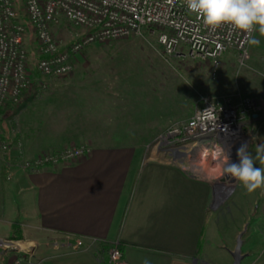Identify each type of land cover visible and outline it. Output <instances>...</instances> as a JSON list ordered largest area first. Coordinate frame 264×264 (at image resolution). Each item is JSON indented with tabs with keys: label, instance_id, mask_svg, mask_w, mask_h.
Returning <instances> with one entry per match:
<instances>
[{
	"label": "crops",
	"instance_id": "obj_1",
	"mask_svg": "<svg viewBox=\"0 0 264 264\" xmlns=\"http://www.w3.org/2000/svg\"><path fill=\"white\" fill-rule=\"evenodd\" d=\"M95 121L90 118L85 131L90 152L77 160L25 167V159L61 147L30 146L26 133L22 147H11L7 159L0 152V238L32 247V257L21 264H110L102 246L114 243L127 264H142L145 258L151 264H190L192 259L218 264L209 251L221 244L205 240L211 181L187 174L163 160L162 149L138 139L104 142L102 137L112 134ZM4 162L9 177H2ZM259 191V207L244 214L246 222L252 215L260 222L244 226L249 234L242 237L241 264H264V197L260 200ZM78 239L84 246L72 249ZM15 254L0 250V264H9Z\"/></svg>",
	"mask_w": 264,
	"mask_h": 264
},
{
	"label": "rangeland",
	"instance_id": "obj_2",
	"mask_svg": "<svg viewBox=\"0 0 264 264\" xmlns=\"http://www.w3.org/2000/svg\"><path fill=\"white\" fill-rule=\"evenodd\" d=\"M79 30L78 27L57 29L55 33L67 39ZM243 56L234 49L226 50L218 58L215 69L207 59L167 58L161 53L156 34L149 31L92 43L74 55L73 71L69 76L46 80L47 87L41 93L31 92L18 101L15 110L3 116L4 135L13 139L26 133L30 146L59 143V149L45 151L56 152L86 144L85 131L91 118L92 122L96 120V124L108 127L112 134L102 137L107 140L104 142L138 139L150 147L161 148L162 144L158 145L160 135L175 123L188 119L204 100L228 96L233 103H239L247 96L262 105L261 110L252 112L256 116L248 114L241 120V145L246 139L248 151L255 157L257 145L264 144V34L254 31ZM33 58L30 53V61L33 62ZM121 128L138 129L140 133L113 135ZM162 150L160 157L167 160L168 151ZM234 162L238 163L237 154ZM258 163L261 164L257 160L256 166ZM175 165L183 171L180 162ZM204 166V169H197L198 173L213 186L205 240L221 244L210 248L209 254L218 264L232 263L229 248H234L238 232L245 225L249 227L260 222L255 215L246 222L244 216L246 210L259 207L260 201L255 197L259 189L248 193L235 178L220 175L222 165L216 166L213 161L208 160ZM259 192L261 200L264 189ZM248 234L245 232L243 237Z\"/></svg>",
	"mask_w": 264,
	"mask_h": 264
},
{
	"label": "built area",
	"instance_id": "obj_3",
	"mask_svg": "<svg viewBox=\"0 0 264 264\" xmlns=\"http://www.w3.org/2000/svg\"><path fill=\"white\" fill-rule=\"evenodd\" d=\"M61 23L80 30L62 39L55 33ZM145 31L156 34L164 57L207 59L214 69L226 50L234 49L244 57L254 33L231 25L213 30L187 10L184 0H0V106L17 103L34 79L45 88L46 80L69 76L73 57L82 48ZM261 109L262 105L247 96L239 103L228 96L204 100L187 120L160 135L158 145H162L157 148L168 151L169 163L180 162L184 172L200 177L197 169H204L208 160L222 165V150L226 154L230 149V159L235 161L243 135L241 120ZM3 136L0 113V152L7 153L11 146ZM243 142L247 144L246 139ZM89 152L86 145L69 146L39 153L23 164L28 168L57 165ZM84 244L78 239L73 245L77 248ZM0 249L16 253L9 264H21L33 255L31 246L10 238H0ZM108 255L110 264H127L117 243L111 245Z\"/></svg>",
	"mask_w": 264,
	"mask_h": 264
},
{
	"label": "clouds",
	"instance_id": "obj_4",
	"mask_svg": "<svg viewBox=\"0 0 264 264\" xmlns=\"http://www.w3.org/2000/svg\"><path fill=\"white\" fill-rule=\"evenodd\" d=\"M184 4L213 30L231 25L239 31L264 34V0H184ZM229 153L230 149L226 154L223 150L220 153L223 157L221 174L235 178L248 193L264 189V167L256 166L257 160L264 165V144L257 145L255 157L248 151V145L242 144L236 153L238 163L231 161ZM142 264L151 262L145 258Z\"/></svg>",
	"mask_w": 264,
	"mask_h": 264
},
{
	"label": "trees",
	"instance_id": "obj_5",
	"mask_svg": "<svg viewBox=\"0 0 264 264\" xmlns=\"http://www.w3.org/2000/svg\"><path fill=\"white\" fill-rule=\"evenodd\" d=\"M65 26V24H63V23H61V26L60 27H57V29H63V30H65L66 28L68 29V27H64ZM56 29V30H57ZM69 29H71V28H69ZM56 30H55V32H56ZM34 81V82H33ZM33 81H31V85H29V87L27 88V89H24L23 91H22V93H21V98H20V100L23 98V97H26L28 94H31V92L32 93H41L42 91V89H44L43 87H41L40 85H39V79H34ZM36 82V83H35ZM35 83V84H34ZM31 87H32V89H31ZM46 87H47V84H46ZM45 87V88H46ZM31 90V91H30ZM19 100V101H20ZM18 103V102H17ZM17 103H12V102H7L5 105H3V106H0V113H1V116H2V120H3V116L4 115H6V114H8V113H10V112H12L13 110H15V106L17 105ZM264 112V111H263ZM263 114V113H262ZM2 129H3V133H4V128H3V125H2ZM8 142H9V144H10V146L11 147H17V148H21V145H19L20 143H21V135L19 136V135H16L13 139H10V138H8L7 136H3ZM19 145V146H18ZM80 145V144H79ZM81 145H86V144H81ZM8 153H10V151L9 152H7V153H3V155H4V159H7L6 157H8L7 155H8ZM6 156V157H5ZM35 157V156H34ZM31 158H33V157H31ZM5 171H6V162H4V164H3V167H2V177H5ZM110 244H104L103 246H102V249H104L105 251H108V249L110 248Z\"/></svg>",
	"mask_w": 264,
	"mask_h": 264
},
{
	"label": "water",
	"instance_id": "obj_6",
	"mask_svg": "<svg viewBox=\"0 0 264 264\" xmlns=\"http://www.w3.org/2000/svg\"><path fill=\"white\" fill-rule=\"evenodd\" d=\"M256 116V115H253ZM222 181L225 180V177L221 179ZM245 233V228H243L236 236L235 239V246L233 249L229 250V253L232 257V264H241L242 260L245 257V254L242 252V244H243V235ZM195 264V263H193Z\"/></svg>",
	"mask_w": 264,
	"mask_h": 264
},
{
	"label": "bare ground",
	"instance_id": "obj_7",
	"mask_svg": "<svg viewBox=\"0 0 264 264\" xmlns=\"http://www.w3.org/2000/svg\"><path fill=\"white\" fill-rule=\"evenodd\" d=\"M229 190V189H228ZM226 191V190H225ZM227 192H225L224 194H226Z\"/></svg>",
	"mask_w": 264,
	"mask_h": 264
}]
</instances>
